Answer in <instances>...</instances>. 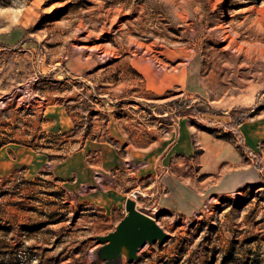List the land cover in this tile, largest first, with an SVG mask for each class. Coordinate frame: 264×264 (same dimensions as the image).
I'll return each instance as SVG.
<instances>
[{
    "label": "rangeland",
    "instance_id": "obj_1",
    "mask_svg": "<svg viewBox=\"0 0 264 264\" xmlns=\"http://www.w3.org/2000/svg\"><path fill=\"white\" fill-rule=\"evenodd\" d=\"M136 58L185 81L150 94ZM63 102L131 144L193 124L168 183L127 194L144 193L137 208L167 237L115 264H264V0H0V152L30 144L50 161L0 175V264H105L97 237L127 213L79 200L54 174L78 144L43 117Z\"/></svg>",
    "mask_w": 264,
    "mask_h": 264
},
{
    "label": "crops",
    "instance_id": "obj_2",
    "mask_svg": "<svg viewBox=\"0 0 264 264\" xmlns=\"http://www.w3.org/2000/svg\"><path fill=\"white\" fill-rule=\"evenodd\" d=\"M131 65L142 77L145 90L150 94L163 93L173 85L183 83L186 78L183 72L160 71L143 58L133 59ZM77 106L51 103L43 110V117L48 130L55 135L78 136L77 146L54 161L52 168L79 200L105 210L122 209L129 199V190L140 185L152 187L160 175L162 181L168 183V172H163L183 165L193 152V124L186 116L181 117L177 131L170 138L131 144L118 135L117 129L109 130L113 133L110 138L93 133L94 127L88 124L92 120L79 122L83 115L77 111ZM84 117L91 118V115ZM48 162L47 153L33 145L8 147L0 152V175L23 168L29 176H35ZM169 202L165 200L166 204Z\"/></svg>",
    "mask_w": 264,
    "mask_h": 264
},
{
    "label": "water",
    "instance_id": "obj_3",
    "mask_svg": "<svg viewBox=\"0 0 264 264\" xmlns=\"http://www.w3.org/2000/svg\"><path fill=\"white\" fill-rule=\"evenodd\" d=\"M126 209V215L120 220L115 230L97 237L103 242L99 257L105 260V264H115L121 258L119 252L122 246L127 247L129 259H135L141 245L147 242H161L167 237L166 231L157 220L139 210L134 200H127Z\"/></svg>",
    "mask_w": 264,
    "mask_h": 264
},
{
    "label": "built area",
    "instance_id": "obj_4",
    "mask_svg": "<svg viewBox=\"0 0 264 264\" xmlns=\"http://www.w3.org/2000/svg\"><path fill=\"white\" fill-rule=\"evenodd\" d=\"M141 195H144V193H143L139 188H135V189H133V190L130 192V197H129V199H132V200H134V201L137 203L138 198H139Z\"/></svg>",
    "mask_w": 264,
    "mask_h": 264
},
{
    "label": "bare ground",
    "instance_id": "obj_5",
    "mask_svg": "<svg viewBox=\"0 0 264 264\" xmlns=\"http://www.w3.org/2000/svg\"><path fill=\"white\" fill-rule=\"evenodd\" d=\"M236 41V40H235ZM234 42V41H233ZM244 44V43H243ZM120 256H124V257H128V255H129V251H128V249H127V247H125V246H122V248L120 249Z\"/></svg>",
    "mask_w": 264,
    "mask_h": 264
},
{
    "label": "trees",
    "instance_id": "obj_6",
    "mask_svg": "<svg viewBox=\"0 0 264 264\" xmlns=\"http://www.w3.org/2000/svg\"><path fill=\"white\" fill-rule=\"evenodd\" d=\"M239 124H242V121H239Z\"/></svg>",
    "mask_w": 264,
    "mask_h": 264
}]
</instances>
